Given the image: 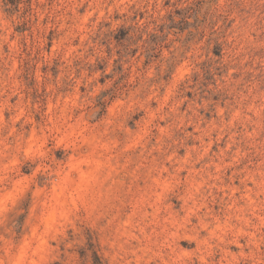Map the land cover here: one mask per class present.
<instances>
[{"label":"rangeland","instance_id":"374dc122","mask_svg":"<svg viewBox=\"0 0 264 264\" xmlns=\"http://www.w3.org/2000/svg\"><path fill=\"white\" fill-rule=\"evenodd\" d=\"M0 264H264V0H0Z\"/></svg>","mask_w":264,"mask_h":264}]
</instances>
